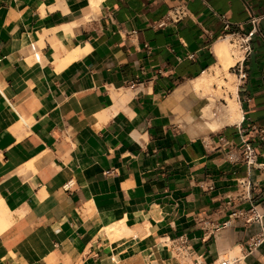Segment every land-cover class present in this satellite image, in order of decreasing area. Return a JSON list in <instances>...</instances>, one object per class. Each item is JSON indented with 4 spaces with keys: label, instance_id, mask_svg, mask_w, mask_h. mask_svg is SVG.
Here are the masks:
<instances>
[{
    "label": "crops",
    "instance_id": "crops-1",
    "mask_svg": "<svg viewBox=\"0 0 264 264\" xmlns=\"http://www.w3.org/2000/svg\"><path fill=\"white\" fill-rule=\"evenodd\" d=\"M180 2L186 16L155 27ZM245 4L263 38L235 92L241 119L192 135L206 101L182 88L218 65L223 35L249 29ZM261 136L264 0H0V264H206L220 246L264 264V243L245 255L260 227L218 229L250 207L240 178L264 210ZM180 236L187 256L165 243Z\"/></svg>",
    "mask_w": 264,
    "mask_h": 264
},
{
    "label": "built area",
    "instance_id": "built-area-1",
    "mask_svg": "<svg viewBox=\"0 0 264 264\" xmlns=\"http://www.w3.org/2000/svg\"><path fill=\"white\" fill-rule=\"evenodd\" d=\"M245 10L248 14L247 24L249 25V29L245 32H231L229 34L231 36L230 41L234 46V49L239 52L240 56V58L230 68V71L236 76L238 85L246 78L244 62L252 52L251 43L253 37L255 35H259L261 38H263L258 29L259 22L262 17L255 16L249 4H245ZM186 12L187 10L184 3H177L176 5L172 6L166 13L165 20L156 23L155 27H164L166 21L177 23L186 16ZM219 18L224 23V28L227 29L228 23L225 20V17L222 15ZM226 35L228 34L223 35V37H225ZM28 51L30 52V56L34 61L39 60V52L36 43H30L28 46ZM135 86V84H131L130 89L135 90ZM261 138L263 140L264 136H261ZM243 145L244 147L241 151V157L247 170H249L256 165V157L254 155L253 149L248 144L243 142ZM69 187L70 183H67L63 188L68 190ZM236 187V199H238L239 201H246L250 204V207L247 210L234 208L230 214V218L222 225H220L218 229L229 227L234 221H239L243 225H249L253 223L260 227V231L255 236H253L246 245L245 255H252L255 251H257L262 243H264V210L258 209L259 206L254 204V199L251 196V182L247 177L238 179L236 181ZM226 204L230 205V202H227ZM200 223L204 228L208 224L207 221H201ZM218 229L214 228V230ZM165 243H167L168 246H171L178 255L187 256L189 254V247L187 246V243L183 236L178 237L175 241H165ZM239 261V257L230 258L228 248L220 246L216 251V259L211 263L206 264H239Z\"/></svg>",
    "mask_w": 264,
    "mask_h": 264
},
{
    "label": "bare ground",
    "instance_id": "bare-ground-1",
    "mask_svg": "<svg viewBox=\"0 0 264 264\" xmlns=\"http://www.w3.org/2000/svg\"><path fill=\"white\" fill-rule=\"evenodd\" d=\"M99 1L100 0H96V5H98ZM90 5L93 6L92 3H90ZM227 39L231 43L230 41L231 36L228 34L225 37H223V40L218 41V43L215 44V46L213 47L214 48L213 52L218 59V65H216L215 67L211 68L208 71H205L201 76L188 82V84L184 88H182V89L191 90L196 95L203 97L204 94L208 91V89H210L213 83L220 81L219 78L221 74H225V76L221 80H223L222 83H224L225 87L231 93L226 100H223L221 98L217 99L216 101L212 100L213 103L216 105L215 109L211 111L212 118L213 116H216L217 113L219 112V106L224 107V111L220 119L218 120L216 119L214 121H207V122L203 121L202 120L203 114H206L207 116H209V113H207L206 106H203L201 108V111L200 110L198 111L197 115H192V114L188 115L187 122L190 124L188 131L192 135L211 133V132L216 131L222 126L237 123L241 119L239 105L237 103L236 93H235L238 87L237 79H236V76L231 71L230 72L232 74L228 72V70H230V68L235 64V62L240 58V56H239V52L236 49L235 50L238 52L236 53L237 55L231 52L230 45ZM67 53H68V57L70 56V58H75V57L77 58V56L79 57L82 52H80V50L76 48L73 50L71 49V51H67ZM69 60H72V59H69ZM69 60L67 59V61ZM231 61H232V64L229 67H227L228 64L231 63ZM226 79H229V81H227ZM233 79H236L235 88H232V85H231ZM180 91L181 90H178V92ZM2 211L5 212V208H3ZM229 253H230L229 256L231 258L235 257V255L239 253V249L236 248L234 249L233 252L231 251Z\"/></svg>",
    "mask_w": 264,
    "mask_h": 264
},
{
    "label": "rangeland",
    "instance_id": "rangeland-1",
    "mask_svg": "<svg viewBox=\"0 0 264 264\" xmlns=\"http://www.w3.org/2000/svg\"><path fill=\"white\" fill-rule=\"evenodd\" d=\"M228 40V39H227ZM228 43L230 45V50L232 53H238L233 46L231 45V43L228 40ZM237 55V54H236ZM232 64V61L230 64H228L227 67H229ZM225 76V74H221L219 80L215 83L212 84V86L210 87V89H208V91L204 94L203 97L197 95L200 99H205L206 103L204 105H202L198 111H201V108L203 106H206L207 108V113H209V116H207L206 114L202 115V120L207 122V121H214V120H218L221 118L223 111H224V107L219 106V112L217 113L216 116H213V118L211 117V111H213L216 107V105L213 103V101H216L217 99H223L226 100L228 98V96L231 94L228 89L225 87L224 83H222L223 77ZM235 78V77H234ZM227 81H229V79H226ZM235 84H236V79H233L232 81V88H235ZM228 94V95H227ZM212 98V99H211ZM213 100V101H212ZM236 257L239 256V254L235 255ZM231 258V257H230Z\"/></svg>",
    "mask_w": 264,
    "mask_h": 264
}]
</instances>
